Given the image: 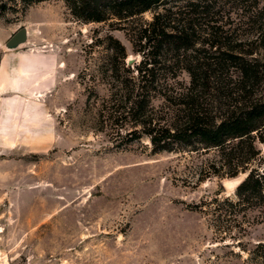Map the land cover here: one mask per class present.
Segmentation results:
<instances>
[{
    "label": "rangeland",
    "instance_id": "rangeland-1",
    "mask_svg": "<svg viewBox=\"0 0 264 264\" xmlns=\"http://www.w3.org/2000/svg\"><path fill=\"white\" fill-rule=\"evenodd\" d=\"M22 25L21 47L48 54L52 87L38 111L48 139L3 160L0 264H264V207L238 214L245 228L233 237L222 230L234 223L229 206L194 207L234 191L221 186L231 176L216 149L153 152L147 136L121 144L100 121L103 73L116 56L110 36L126 61L139 59L122 26L80 21L63 0L0 13L4 39Z\"/></svg>",
    "mask_w": 264,
    "mask_h": 264
},
{
    "label": "trees",
    "instance_id": "trees-1",
    "mask_svg": "<svg viewBox=\"0 0 264 264\" xmlns=\"http://www.w3.org/2000/svg\"><path fill=\"white\" fill-rule=\"evenodd\" d=\"M39 1H1L0 13ZM63 1L80 21L122 26L139 54L127 63L124 45L110 36L116 56L103 73L104 126L121 144L147 136L153 152L216 149L229 176L248 170L231 194L194 204L229 206L234 223L225 234L245 228L236 216L264 207V0ZM256 248L264 256V241Z\"/></svg>",
    "mask_w": 264,
    "mask_h": 264
},
{
    "label": "crops",
    "instance_id": "crops-1",
    "mask_svg": "<svg viewBox=\"0 0 264 264\" xmlns=\"http://www.w3.org/2000/svg\"><path fill=\"white\" fill-rule=\"evenodd\" d=\"M4 41V35H0V174L2 177L5 174L3 160L6 157L21 154L23 148L27 152H35L38 141L48 139L47 126L45 132H39L38 111L43 99L47 101L46 95L52 87V80L48 75L47 53L22 47L7 50L3 47Z\"/></svg>",
    "mask_w": 264,
    "mask_h": 264
},
{
    "label": "water",
    "instance_id": "water-1",
    "mask_svg": "<svg viewBox=\"0 0 264 264\" xmlns=\"http://www.w3.org/2000/svg\"><path fill=\"white\" fill-rule=\"evenodd\" d=\"M29 29L27 25H22L16 29L9 37H7L3 43V47L7 50H12L21 47L24 43L28 41ZM134 58L129 57L127 62H131ZM262 152L264 155V146L262 147ZM248 170L241 171L235 176L226 178L221 181V186L227 191L234 190L239 183L246 177Z\"/></svg>",
    "mask_w": 264,
    "mask_h": 264
}]
</instances>
